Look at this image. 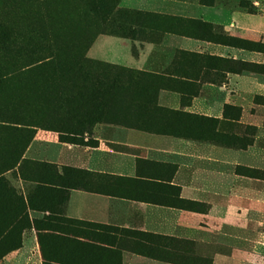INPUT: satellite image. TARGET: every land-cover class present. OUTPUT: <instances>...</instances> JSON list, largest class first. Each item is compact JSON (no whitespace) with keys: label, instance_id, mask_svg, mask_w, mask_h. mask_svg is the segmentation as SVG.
<instances>
[{"label":"rangeland","instance_id":"1","mask_svg":"<svg viewBox=\"0 0 264 264\" xmlns=\"http://www.w3.org/2000/svg\"><path fill=\"white\" fill-rule=\"evenodd\" d=\"M250 30L264 35V0H0V230L12 227L16 243L31 225L28 206L66 203L76 174L60 184L57 165L43 159L58 139L94 145L96 130H112L107 145L130 151L143 132L160 162L216 159L218 148L225 160L263 159L264 87L245 82L264 86V41L248 39ZM231 171L264 180V170ZM154 197L176 210L178 225L221 229V240L137 232L105 254L45 234L48 253L107 264L125 253L129 264H264L261 196H223L218 215L202 196ZM147 228L167 232L163 220Z\"/></svg>","mask_w":264,"mask_h":264},{"label":"crops","instance_id":"2","mask_svg":"<svg viewBox=\"0 0 264 264\" xmlns=\"http://www.w3.org/2000/svg\"><path fill=\"white\" fill-rule=\"evenodd\" d=\"M249 34L248 39L264 41L259 31L250 30ZM245 84L250 91L264 87L251 79ZM96 132L94 145H75L58 139L56 150L44 155L47 163L57 165L55 178L60 184L72 172L78 179L77 185L68 189L66 203L56 210H32L28 206L31 225L21 229L16 243L10 239L15 232L12 227L0 230L3 233L0 235V264H107L91 261L89 256L75 251L61 250L50 255L43 242L45 234H56L77 249L105 254L124 250L127 239H138L134 235L137 232L169 237L183 235L187 239H196L193 235H198L202 241H220L221 229L201 227L193 231L189 223L178 225L177 213L170 212L175 209L160 203L154 196H202V202L212 204L216 215L221 212L223 196L264 198V180L231 171L239 166L264 170V158L258 160L250 154L235 156L234 152L225 160V152L218 148L220 153L216 159L177 165L160 162L161 154L150 150L156 146L150 144L153 140L147 139L143 132L133 134L138 139L127 144L130 151H118L107 145V140L114 138L116 132ZM123 133L128 135V132ZM46 186L53 187L49 183ZM59 188L64 187L59 185ZM25 202L29 205L27 197ZM229 211L238 216L245 214V209L238 207ZM162 220L167 232L147 228L150 224L162 227ZM129 259L128 253L122 254L120 264H129Z\"/></svg>","mask_w":264,"mask_h":264},{"label":"trees","instance_id":"3","mask_svg":"<svg viewBox=\"0 0 264 264\" xmlns=\"http://www.w3.org/2000/svg\"><path fill=\"white\" fill-rule=\"evenodd\" d=\"M63 139V138H62ZM63 142H66V141H63Z\"/></svg>","mask_w":264,"mask_h":264}]
</instances>
